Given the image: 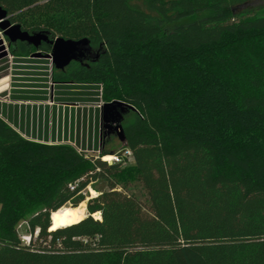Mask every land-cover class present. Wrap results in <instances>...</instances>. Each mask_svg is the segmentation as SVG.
<instances>
[{
  "label": "trees",
  "instance_id": "16d2710c",
  "mask_svg": "<svg viewBox=\"0 0 264 264\" xmlns=\"http://www.w3.org/2000/svg\"><path fill=\"white\" fill-rule=\"evenodd\" d=\"M247 1L0 0L22 31L88 39L91 53L54 82L135 108L122 121L129 167L27 140L0 118V264H264V4L234 12ZM100 132L102 148L112 135ZM96 181L107 190L88 215L50 230Z\"/></svg>",
  "mask_w": 264,
  "mask_h": 264
},
{
  "label": "rangeland",
  "instance_id": "374dc122",
  "mask_svg": "<svg viewBox=\"0 0 264 264\" xmlns=\"http://www.w3.org/2000/svg\"><path fill=\"white\" fill-rule=\"evenodd\" d=\"M262 4H264V0L247 1L235 6L234 12L239 13ZM54 70L55 67L52 57L50 56V52H45L39 48L35 49L33 47V50L31 53L27 54V56L16 55L12 50L11 43L0 30V104L7 106H35L42 103L47 105L51 112H56L57 109H62L67 105L70 106L65 102L66 97L61 94L62 89L60 88L68 83L54 82L52 78ZM100 101L101 102H99V106H102L103 102L101 97ZM92 104H95V102L89 103L86 101H76L73 105L80 111L83 108H87V106H91ZM111 137V140L106 143V145L102 146V148L100 141L99 149L101 151L99 150V152H90L87 153V155L98 157L99 154L102 153L105 154L103 156L104 158L111 157L113 154L120 152L121 143L117 138V134L114 133ZM67 145L74 148V146L71 144ZM103 158H101L102 161ZM130 164L131 159L125 160L123 162V167H129ZM106 190L107 186L104 181L90 183L83 190L85 201L76 207L78 212L86 217L88 215L86 210V202ZM126 190L129 194L136 197L140 202H146L145 191L143 187L135 180L127 181ZM91 191L95 192L94 197L91 194ZM96 214H93L92 217L99 219V214ZM16 229L21 242H23V238H28L29 231L24 222L21 221L17 225ZM33 236H36V232L33 233Z\"/></svg>",
  "mask_w": 264,
  "mask_h": 264
},
{
  "label": "crops",
  "instance_id": "0c3cea01",
  "mask_svg": "<svg viewBox=\"0 0 264 264\" xmlns=\"http://www.w3.org/2000/svg\"><path fill=\"white\" fill-rule=\"evenodd\" d=\"M70 106L51 112L47 105L7 106L0 104V118L23 138L44 144H71L84 154L100 148V88L68 83L60 87ZM76 101L95 102L78 110ZM74 102V103H73ZM77 104V103H76Z\"/></svg>",
  "mask_w": 264,
  "mask_h": 264
},
{
  "label": "water",
  "instance_id": "95a60500",
  "mask_svg": "<svg viewBox=\"0 0 264 264\" xmlns=\"http://www.w3.org/2000/svg\"><path fill=\"white\" fill-rule=\"evenodd\" d=\"M0 30L13 45L17 42H22L28 47L33 46L35 49H38L42 43L50 45V56L57 70H62L70 62L79 61L91 53V47L86 38L70 40L59 37L51 40L49 39V33L46 31L32 33L22 31L19 25L12 24L9 21L7 12L1 7ZM128 111H135V108L121 101L103 103L100 113V129L104 127L108 131L113 130L117 134L120 143H124L125 137L122 129V121Z\"/></svg>",
  "mask_w": 264,
  "mask_h": 264
},
{
  "label": "bare ground",
  "instance_id": "6f19581e",
  "mask_svg": "<svg viewBox=\"0 0 264 264\" xmlns=\"http://www.w3.org/2000/svg\"><path fill=\"white\" fill-rule=\"evenodd\" d=\"M105 160H110V157H105ZM91 194L93 197L95 196V192L91 191ZM84 218V215L80 214L76 207H62L56 212L52 213V224L50 226V230H56L77 224Z\"/></svg>",
  "mask_w": 264,
  "mask_h": 264
},
{
  "label": "built area",
  "instance_id": "2783aa9c",
  "mask_svg": "<svg viewBox=\"0 0 264 264\" xmlns=\"http://www.w3.org/2000/svg\"><path fill=\"white\" fill-rule=\"evenodd\" d=\"M129 159H131V152L128 149L124 148V149H121L120 152L113 154L110 157V160H105V157H104L103 161L107 163H120V162H124L125 160H129ZM70 188L73 189L74 186H70ZM22 241L24 242L25 245H29L30 235L28 236V238H23Z\"/></svg>",
  "mask_w": 264,
  "mask_h": 264
},
{
  "label": "flooded vegetation",
  "instance_id": "af4514ba",
  "mask_svg": "<svg viewBox=\"0 0 264 264\" xmlns=\"http://www.w3.org/2000/svg\"><path fill=\"white\" fill-rule=\"evenodd\" d=\"M110 132L109 134L113 135L115 132L112 130V131H108ZM100 138H101V132H100Z\"/></svg>",
  "mask_w": 264,
  "mask_h": 264
}]
</instances>
